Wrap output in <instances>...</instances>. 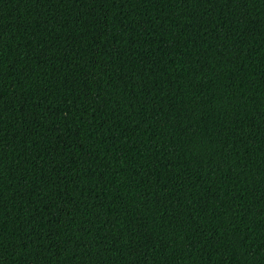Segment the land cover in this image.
Returning <instances> with one entry per match:
<instances>
[{"label":"trees","instance_id":"trees-1","mask_svg":"<svg viewBox=\"0 0 264 264\" xmlns=\"http://www.w3.org/2000/svg\"><path fill=\"white\" fill-rule=\"evenodd\" d=\"M0 264H264V0H0Z\"/></svg>","mask_w":264,"mask_h":264}]
</instances>
